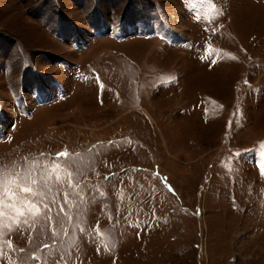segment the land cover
I'll return each instance as SVG.
<instances>
[{
    "label": "rangeland",
    "instance_id": "374dc122",
    "mask_svg": "<svg viewBox=\"0 0 264 264\" xmlns=\"http://www.w3.org/2000/svg\"><path fill=\"white\" fill-rule=\"evenodd\" d=\"M37 161L0 264H264V0H0V169Z\"/></svg>",
    "mask_w": 264,
    "mask_h": 264
},
{
    "label": "snow or ice",
    "instance_id": "6c2138e0",
    "mask_svg": "<svg viewBox=\"0 0 264 264\" xmlns=\"http://www.w3.org/2000/svg\"><path fill=\"white\" fill-rule=\"evenodd\" d=\"M43 155V154H41ZM69 154L67 151L59 152L56 157H67ZM38 161L32 164L25 165L19 172L12 176L11 171H5L0 169V206H5V198L13 200L16 204L9 205L16 208L18 215L25 214V207L32 204L33 198L39 196L43 198L45 193L40 191L39 185L47 187L49 181L51 180V175L49 173H57V180L60 179L58 174L61 169L59 165H55L49 168L48 165H44L40 170L39 179L37 178ZM67 172V170H62ZM69 178H71L72 173L67 172ZM65 199L67 200V193L65 194ZM17 204L22 205V207H17ZM35 210L32 211V215L39 214V207L34 206ZM47 207V204H45ZM31 211V209H29ZM45 247H49L45 245ZM0 255H3L2 248H0ZM47 264V260H45Z\"/></svg>",
    "mask_w": 264,
    "mask_h": 264
}]
</instances>
